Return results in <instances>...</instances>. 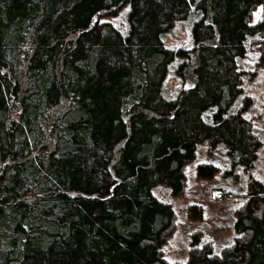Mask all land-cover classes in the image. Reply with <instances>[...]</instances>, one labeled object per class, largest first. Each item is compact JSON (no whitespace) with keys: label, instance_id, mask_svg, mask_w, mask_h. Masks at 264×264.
Masks as SVG:
<instances>
[{"label":"trees","instance_id":"obj_1","mask_svg":"<svg viewBox=\"0 0 264 264\" xmlns=\"http://www.w3.org/2000/svg\"><path fill=\"white\" fill-rule=\"evenodd\" d=\"M128 4L124 36L102 18ZM193 5L194 44L166 48ZM249 52L264 72V0H0V264H171L176 215L157 192L183 194L201 142L249 177L224 196L240 199L233 243L216 253L193 235L187 264H264L262 140L237 67ZM177 54L182 89L168 100Z\"/></svg>","mask_w":264,"mask_h":264},{"label":"rangeland","instance_id":"obj_2","mask_svg":"<svg viewBox=\"0 0 264 264\" xmlns=\"http://www.w3.org/2000/svg\"><path fill=\"white\" fill-rule=\"evenodd\" d=\"M130 7L128 4L118 16L103 17L102 21L112 23L126 36L129 32ZM197 12L196 5H193L191 16L173 26L164 37L166 48L174 50L192 47L193 28L199 20ZM262 14V6L257 7L252 13L251 24H257ZM94 21L96 22V19ZM180 63L181 59L177 54L164 81L163 95L168 100L176 99L182 89L178 74ZM237 67L244 75L241 109H246L248 118L253 127L258 129L257 133L262 140L256 167L251 173L255 178L264 180V72L259 68L254 52H249L245 59L238 60ZM214 113L208 110L203 116L205 120L211 121ZM204 164L215 167L212 178L198 176V167ZM185 172L183 194L172 197L163 187H159L157 192L162 200L172 205L176 215L175 227L163 248L164 258L171 264H187L193 235L199 234L201 242L211 244L216 253H221L233 243L236 234L235 209L239 207L240 199L236 198V195L230 198L224 196L226 191L237 195L245 193L249 177L242 169L233 170L223 144L212 147L209 142L199 143L196 157L187 165ZM192 208L196 213L192 212ZM198 216L200 220L197 219Z\"/></svg>","mask_w":264,"mask_h":264}]
</instances>
